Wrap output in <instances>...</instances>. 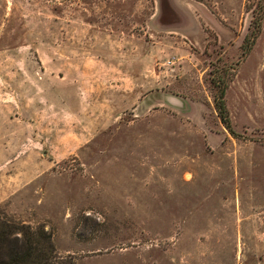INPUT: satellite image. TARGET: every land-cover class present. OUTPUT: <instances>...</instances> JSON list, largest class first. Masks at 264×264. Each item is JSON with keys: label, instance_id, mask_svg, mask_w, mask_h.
<instances>
[{"label": "rangeland", "instance_id": "obj_1", "mask_svg": "<svg viewBox=\"0 0 264 264\" xmlns=\"http://www.w3.org/2000/svg\"><path fill=\"white\" fill-rule=\"evenodd\" d=\"M0 218L65 264H264V0H0Z\"/></svg>", "mask_w": 264, "mask_h": 264}, {"label": "trees", "instance_id": "obj_2", "mask_svg": "<svg viewBox=\"0 0 264 264\" xmlns=\"http://www.w3.org/2000/svg\"><path fill=\"white\" fill-rule=\"evenodd\" d=\"M215 81L219 88L215 96L219 115L231 128L225 102L226 87L221 85L219 77ZM16 232H20L22 238L13 237ZM0 264H65V261L56 255L51 235L46 231H34L25 224L17 227L0 218Z\"/></svg>", "mask_w": 264, "mask_h": 264}, {"label": "water", "instance_id": "obj_3", "mask_svg": "<svg viewBox=\"0 0 264 264\" xmlns=\"http://www.w3.org/2000/svg\"><path fill=\"white\" fill-rule=\"evenodd\" d=\"M170 101H171V103H173V104H174V102H173L174 100H170Z\"/></svg>", "mask_w": 264, "mask_h": 264}]
</instances>
